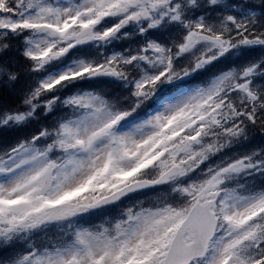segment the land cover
Here are the masks:
<instances>
[{
    "label": "snow or ice",
    "instance_id": "obj_1",
    "mask_svg": "<svg viewBox=\"0 0 264 264\" xmlns=\"http://www.w3.org/2000/svg\"><path fill=\"white\" fill-rule=\"evenodd\" d=\"M0 264H264V0H0Z\"/></svg>",
    "mask_w": 264,
    "mask_h": 264
}]
</instances>
